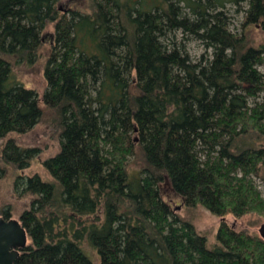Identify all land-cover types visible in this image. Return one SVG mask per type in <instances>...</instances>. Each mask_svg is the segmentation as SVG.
I'll list each match as a JSON object with an SVG mask.
<instances>
[{
  "label": "trees",
  "instance_id": "1",
  "mask_svg": "<svg viewBox=\"0 0 264 264\" xmlns=\"http://www.w3.org/2000/svg\"><path fill=\"white\" fill-rule=\"evenodd\" d=\"M61 1L0 0V178L17 170L29 205L16 264H264V239L223 219L264 216V0ZM43 46L40 98L13 65ZM43 107L58 147L40 160L15 135ZM33 159L42 172L24 173ZM164 180L222 217L216 244L172 210Z\"/></svg>",
  "mask_w": 264,
  "mask_h": 264
},
{
  "label": "rangeland",
  "instance_id": "2",
  "mask_svg": "<svg viewBox=\"0 0 264 264\" xmlns=\"http://www.w3.org/2000/svg\"><path fill=\"white\" fill-rule=\"evenodd\" d=\"M239 3L245 4V1H240ZM75 4H77L76 0H63L60 2V7L66 8L67 6H74ZM236 7H238V4L228 3L225 8L229 10L230 15H233L232 26H235L233 28L239 30L243 11H241V8L236 9ZM253 34H255L254 37L262 38L264 33L260 29H253ZM178 35H181V33L178 32ZM187 47L189 52L196 56L204 50L203 43L195 38H189L187 40ZM47 54L48 47L43 46L39 57L32 64L23 63L13 65L15 79L24 86L35 89L40 98L46 86L43 70ZM260 67L264 70V65ZM50 120L51 116L49 111L43 107V114L40 120L27 132L15 135L16 141L21 146H38L40 152L37 158L40 160L56 152L58 147L56 134ZM38 159L31 160L29 166L22 171L28 174L31 172H42L43 168L38 162ZM16 174L17 170L9 169L0 178V213L6 205H9L11 214L14 217H18L21 210L29 206L28 198L21 195L18 189H14L13 183ZM160 192L161 196L169 203L172 210L181 219L192 222L196 230L206 237V242L209 247L217 243L216 233L222 217L211 214L200 205L186 206L183 204L181 196L174 192L168 180L160 183ZM223 219L235 229H242L260 235L259 226L264 220V216L258 215L255 212H248L239 217L226 215Z\"/></svg>",
  "mask_w": 264,
  "mask_h": 264
},
{
  "label": "water",
  "instance_id": "3",
  "mask_svg": "<svg viewBox=\"0 0 264 264\" xmlns=\"http://www.w3.org/2000/svg\"><path fill=\"white\" fill-rule=\"evenodd\" d=\"M259 234L264 239V220L259 226ZM26 239V231L18 219L10 218L6 221L0 216V264H13L17 252L8 256L6 250L10 246H24Z\"/></svg>",
  "mask_w": 264,
  "mask_h": 264
},
{
  "label": "flooded vegetation",
  "instance_id": "4",
  "mask_svg": "<svg viewBox=\"0 0 264 264\" xmlns=\"http://www.w3.org/2000/svg\"><path fill=\"white\" fill-rule=\"evenodd\" d=\"M24 210V209H23ZM22 212V210H21ZM21 212L19 213L18 217H14L12 214H11V210H10V206L9 205H6L2 212L0 213V216L4 219V220H9L10 218H16L19 220V223L21 224V226L24 227L25 231H26V244L22 247H18V246H10L7 250H6V253L9 255H12V253L14 252H17L16 256L14 257L13 259V264H16V261L17 259L21 256V254H23L24 252H26V248L29 244V235H28V231H27V228L26 226L24 225L23 223V220L21 218Z\"/></svg>",
  "mask_w": 264,
  "mask_h": 264
}]
</instances>
